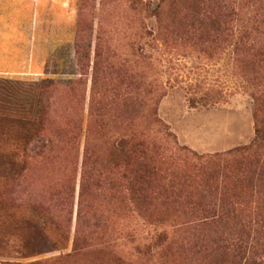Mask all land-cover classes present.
I'll return each mask as SVG.
<instances>
[{"label":"rangeland","instance_id":"374dc122","mask_svg":"<svg viewBox=\"0 0 264 264\" xmlns=\"http://www.w3.org/2000/svg\"><path fill=\"white\" fill-rule=\"evenodd\" d=\"M32 1L25 74L0 33V264H264V0Z\"/></svg>","mask_w":264,"mask_h":264},{"label":"trees","instance_id":"16d2710c","mask_svg":"<svg viewBox=\"0 0 264 264\" xmlns=\"http://www.w3.org/2000/svg\"><path fill=\"white\" fill-rule=\"evenodd\" d=\"M143 9L145 11L151 13L152 15H155L157 11L159 10V4H156L153 6L149 2H143ZM11 89H14L10 85V91ZM4 91V88L2 84H0V92ZM11 114L14 116H20L19 118H12L13 119V127L19 129L20 136H18L12 143V148H10V160L12 162L14 161H20L22 160L20 156L23 154H27L28 150L32 146L33 142H38L42 140L41 135V119H40V110L35 109V111L32 113V109L29 107H26L24 105H16L13 108H10ZM33 116V117H31ZM121 150L129 152L135 148V143L131 142L130 140L125 139L122 142ZM17 164L14 162L13 167L15 168ZM82 189H84V185L81 186ZM83 192V191H82ZM37 224L36 227H39L40 225V218L38 217L36 219Z\"/></svg>","mask_w":264,"mask_h":264},{"label":"crops","instance_id":"0c3cea01","mask_svg":"<svg viewBox=\"0 0 264 264\" xmlns=\"http://www.w3.org/2000/svg\"><path fill=\"white\" fill-rule=\"evenodd\" d=\"M32 0H10V32H4L0 26V33L8 35L10 40L16 41V45L10 46V76H20L25 74L24 70L31 67L30 61L26 58V49H29V30L31 29V10L34 6ZM17 11L15 14L14 11ZM26 33V34H24ZM0 35V39L3 38Z\"/></svg>","mask_w":264,"mask_h":264}]
</instances>
